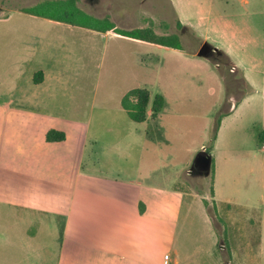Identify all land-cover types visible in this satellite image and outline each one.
Here are the masks:
<instances>
[{"label": "crops", "instance_id": "0c3cea01", "mask_svg": "<svg viewBox=\"0 0 264 264\" xmlns=\"http://www.w3.org/2000/svg\"><path fill=\"white\" fill-rule=\"evenodd\" d=\"M235 1L242 9H246L250 1L256 3V0ZM220 4L223 6V9L219 7L220 12H225L224 0H193L194 17H186L183 20L177 15V19L231 57L242 72V86L248 91L245 88L241 90L239 99L225 97L220 105L222 93L227 88L226 77L219 72L216 78L219 79L222 92L210 101L208 110L185 113L186 110H174L173 100L166 97L164 86L162 89L159 86L162 80L138 78L136 86H128L121 94L119 105L126 92L141 87L150 92V97L155 93L162 96V112L152 120L149 109L145 111L144 120L134 121L128 117L121 105L124 114L120 118L115 112L96 110L98 129L104 127L107 132L105 140H102V136L89 134L88 119L94 110H87L88 104L85 101L81 104L75 98H69L68 102L56 99L57 95L67 96L69 90L74 89L70 88L72 81L76 82L78 79L74 75L71 76L69 69H63L64 55L70 54V43L65 36L70 34V27L75 25L65 27L63 25L68 23L26 13L20 9L0 16V19L8 20L12 13L20 12L19 15L28 17V22L24 23L25 27L19 23V27L6 28V38L1 42L4 54L0 59V223L1 219L7 216L8 210L15 218L14 222L19 230L15 231V236H2L0 239V242L7 244L14 243L13 252L17 254H12L11 247L3 248L0 252V264L198 263L199 261L192 259L187 253L186 242L191 237L195 241L202 237L201 226L208 232L209 225L204 224L206 222L202 216L203 212L205 213L204 207L207 211L209 206V203L206 202V205L204 201L208 200L203 196V204H195L192 208L186 201L185 193L174 184L177 177L167 182L163 176V148L168 141L174 147L172 154H176L175 140H180L185 135L181 125V119H185L183 115L203 117L204 124L198 128L197 133L205 138L210 115L214 116L218 111L216 117H220V120L217 130L215 131L216 118L212 121L215 124L209 152L204 150L211 157L212 163L211 202L220 215L222 206L226 204L232 207L242 206L253 211L252 205L246 207L245 204H238L218 195L219 185L223 181L216 157L221 131L224 127L232 130L238 128L239 122L248 117V113L240 110L242 105L247 103L255 92L264 94V81L254 79L255 71L257 73L259 70L236 59L223 40L221 29L228 26L227 23L223 25L221 22L225 14L214 15L216 6ZM243 12L242 10L239 14L252 15V12ZM256 14L262 13L260 11ZM213 17L220 20L217 29L211 26ZM96 32L103 34L113 31ZM115 35L130 38L117 33ZM151 45L156 48L163 47L175 54L187 55L188 61L191 62V58L197 61L193 64L195 68L206 71L205 62H198L203 59L201 57H193L183 49L157 43ZM131 56L133 63H137V72L132 63L137 75L142 71V74L155 73L159 77L160 70L156 69V62H141L135 59L134 54ZM176 78L182 79L179 76ZM75 89L81 91L80 87ZM126 118L133 123L127 122ZM119 119L122 121L118 122ZM125 122L131 127L122 141L125 146H119L116 143L117 135L114 133H123L126 130ZM248 124L253 138L264 149V143L257 139L258 132L264 130V117L257 120L254 117ZM50 130L63 133L64 138L48 141L46 134ZM102 148L106 153L113 155V151L119 148L128 152L131 154L132 166L124 171L116 167L107 171L94 167L95 155L103 150ZM237 156L240 158V154ZM245 158L246 154L241 159ZM262 159L264 162V157ZM196 193L201 194L198 191ZM140 204L143 206L142 211ZM257 208L260 212L259 216L255 214L258 217V241L254 264H264L262 194ZM207 214L213 223L209 211ZM35 215L49 216L51 219L34 220ZM52 217L57 218L59 223ZM5 229L7 231V228ZM211 234L215 235L212 230ZM192 254L197 255V258L201 252L195 250ZM237 258L238 264H245Z\"/></svg>", "mask_w": 264, "mask_h": 264}, {"label": "rangeland", "instance_id": "374dc122", "mask_svg": "<svg viewBox=\"0 0 264 264\" xmlns=\"http://www.w3.org/2000/svg\"><path fill=\"white\" fill-rule=\"evenodd\" d=\"M39 1L42 0H0V16L8 15ZM192 1L74 0L81 10L98 17H108L119 28L140 29L144 35L154 41L128 39L117 37L113 32L102 34L69 24L63 25L65 27L71 26L70 34L65 36L67 42L70 43V54L65 53L64 55L63 63L65 66L63 69H69L71 76L74 75L78 79L76 82L75 80L72 81L73 84L70 85V88L74 89H70L67 96L57 95L56 99L68 102L69 98H75L81 104L85 101L88 104L87 110H94L88 119L90 135L102 136V140H105L107 132L104 127L98 129L96 110L106 113L115 112L120 118L124 113L121 111L119 98L128 86L134 87L138 84V78L152 81L162 80L159 82V86L161 89L164 86L167 92L166 97L173 100L174 110H186L185 113H198L202 110H208L211 105L210 101L222 92L219 79L216 78L219 72L224 78L226 77V88L228 89V91L224 89L220 98V105L225 97L226 99L232 98V100L234 98L239 99L240 94H242L241 90L247 89L242 86V72L222 49H220V55L198 61L205 62V71V69L195 68L196 66L193 64L197 61L192 58L190 59L191 62L188 61L187 55L175 54L163 47L156 48L151 45V43L156 42H158L157 44L160 42L178 43L189 55L197 57L196 51L203 41L208 40L195 33L189 25H183L177 19V15L183 20L186 17L188 19L194 17ZM224 1L225 12H220L219 7L223 9L222 4L216 6V11H214V15L225 14L221 22L223 25L227 23L228 26H223L221 29L223 40L226 41L227 47L233 52L236 59L259 70V72L253 73L254 79L258 81L259 78L264 81V0H256V3L250 1V5L246 9L240 8L241 5L235 0ZM242 10L243 13H246L245 10L252 12V15L239 14L242 13ZM260 11L261 15L256 14ZM19 14L20 12H14L8 20L0 19V59L4 54V48L1 45L2 40L6 38L4 30L8 27H19V23L25 27L24 23L28 22L26 15ZM211 23V26L217 29L220 20L213 17ZM47 24L51 25V23ZM220 40L222 41V38ZM208 42L215 46L213 42ZM132 54H134L135 59L141 62H156V69L160 70L159 77L155 73L153 75L142 74V71H139L140 75H137L135 73L138 71L137 63L136 65L133 63ZM132 63L135 65V71ZM251 71L254 72L253 69ZM176 76L182 79L178 80ZM227 76L229 77L227 78ZM78 87H80V92L77 91L79 89H75ZM223 88L225 87L223 86ZM134 89L147 91L148 102L145 111L151 110L154 97L160 94L155 93L153 97H150V92L146 88L135 87ZM175 99L180 102L178 103ZM131 100L137 102L138 97H131ZM162 109L157 115H160ZM222 109L225 110L224 107ZM116 110L118 111L116 112ZM240 110H243V113H248L245 121L242 119L243 121L239 122V127L235 130L224 127L221 131L216 157L218 171L222 175L223 181L219 185L218 195L230 199L232 202L245 204L246 207L252 205L254 207L252 212L242 206L233 205L232 207L230 204H226L222 206L220 211L222 215H220L210 198L211 170L206 176L195 174L194 170H190L198 151L210 148L212 143L210 139L215 124L212 121L216 120L218 111L213 112L215 113L214 116L210 115L209 122L210 120L211 122H208L205 138H202L199 132L197 133L198 128L204 124L203 117L183 115L185 119H181V125L185 130V135L180 140H175L177 143L176 154H172L174 147L168 141L163 148L165 160L162 164L165 181L168 182L177 177L174 184L185 193L186 201L191 204L192 208L195 204L202 203L201 198L203 196L207 198L208 201L206 202L209 203L207 211L213 217V223H211L205 207L206 216L204 212L202 214L206 222L204 224L209 225L207 227L208 232L206 233L205 228L201 226L202 237L198 241L191 237L186 242L187 253L192 256V259L199 261V264H238L237 257L242 263L254 264V254L258 241V217L256 215L259 216L260 212L257 207L261 194L262 198L264 197V162L263 159L261 160L264 157V149L253 138L248 123L254 117L256 120L264 117V94L255 92ZM149 116L152 120L157 117ZM107 117L109 119V114ZM128 120L126 118L127 122L133 123ZM120 121L122 119H119L118 122ZM124 126L126 130L123 133H114L115 136L117 135L116 143L119 146H125V144L122 145V141L126 138L131 127L130 125L127 126L126 122ZM150 129L153 131L152 125H150ZM114 135L113 137H115ZM102 149L96 154L97 156L95 155L94 167L102 168L104 171L116 167L120 171H124L132 166L131 154L121 148L114 150V155L110 152L108 154L104 148ZM238 154H240V158L237 156ZM244 154H246V158L241 159ZM249 154L252 156L250 157ZM196 191L201 194L196 193ZM6 212L9 213L8 210ZM8 213L5 218L1 219L0 239L3 238L2 236H15V231L19 230L12 213L9 215ZM40 218L51 219L49 216H34V220ZM52 219L59 223L57 218L52 217ZM211 230L215 235H210ZM13 244L0 242V252L7 246L11 247L13 252L15 250ZM195 250L201 252L197 258V255L192 254V251ZM12 254L16 253L13 252ZM229 259L231 263H229Z\"/></svg>", "mask_w": 264, "mask_h": 264}, {"label": "trees", "instance_id": "16d2710c", "mask_svg": "<svg viewBox=\"0 0 264 264\" xmlns=\"http://www.w3.org/2000/svg\"><path fill=\"white\" fill-rule=\"evenodd\" d=\"M21 11L30 13L33 15L46 17L52 20L68 23L70 25L81 26L88 29L106 32L113 31L119 35L144 40L151 41L147 35H144L140 29H124L117 27L108 17H97L86 11L81 10L74 0H42L33 5L20 8ZM158 43V42H156ZM160 44L182 49L181 45L178 43H164ZM232 75V74H231ZM138 97L137 102H133L131 97ZM148 102V93L145 90L131 89L126 92L121 101L120 105L126 110L128 117L134 121H142L145 118V108ZM163 106V98L160 95H156L153 100L151 107V117L155 118L157 114L161 111ZM220 117L217 118L215 124V131L217 130ZM64 138L63 133L50 130L46 134V139L48 141H58ZM213 138H211L212 140ZM257 139L259 142L264 143V130L258 132ZM209 152V149L206 150ZM212 181V176H211ZM212 195V189H211ZM206 204V201H204ZM207 205V204H206ZM214 208V207H213ZM143 210L142 204H140V211ZM215 214V213H214Z\"/></svg>", "mask_w": 264, "mask_h": 264}, {"label": "water", "instance_id": "95a60500", "mask_svg": "<svg viewBox=\"0 0 264 264\" xmlns=\"http://www.w3.org/2000/svg\"><path fill=\"white\" fill-rule=\"evenodd\" d=\"M214 53L220 54L221 51L208 41H203L195 54L198 57L210 59L214 56ZM210 169L211 157L205 151H199L190 166V170H194L195 174H203L206 176L209 174Z\"/></svg>", "mask_w": 264, "mask_h": 264}, {"label": "flooded vegetation", "instance_id": "af4514ba", "mask_svg": "<svg viewBox=\"0 0 264 264\" xmlns=\"http://www.w3.org/2000/svg\"><path fill=\"white\" fill-rule=\"evenodd\" d=\"M221 54V53H220ZM220 54H216V53H214L213 55H220ZM214 57V56H213Z\"/></svg>", "mask_w": 264, "mask_h": 264}]
</instances>
